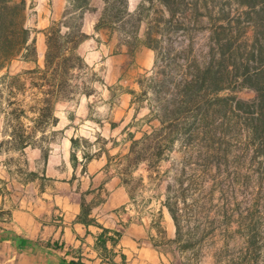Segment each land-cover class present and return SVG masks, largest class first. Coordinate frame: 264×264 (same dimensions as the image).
<instances>
[{"label":"trees","instance_id":"obj_1","mask_svg":"<svg viewBox=\"0 0 264 264\" xmlns=\"http://www.w3.org/2000/svg\"><path fill=\"white\" fill-rule=\"evenodd\" d=\"M103 1L96 31L117 32L120 46L127 45L131 51L143 44L156 53L152 75L139 81L144 89L141 98L150 101V129L138 139L131 134L132 158L127 173L131 166L146 163L162 177L161 164L170 160L177 148L185 153L198 149L199 154L215 157L225 144L229 147V136L244 138L243 148L264 165V0H142L134 12L129 9V0ZM92 2L68 0L61 19L44 30V67L15 74L10 71L0 78V99L5 88L9 89V106L14 107L4 111L11 130L9 140L1 142L0 152L4 146L21 152L40 148L47 161L53 138L63 132H51L60 121L56 116L58 103L71 102L78 95L91 97L95 93L92 82L105 83L79 51L90 38L84 22L86 13L95 9ZM28 8V0H0V72L10 70L16 59L38 62ZM28 82L37 89L39 98L26 108L17 96L27 91ZM246 89L256 93L253 99L239 96ZM25 119L32 123L30 130ZM170 172L168 169L165 174ZM36 175L31 172L30 177ZM173 191L170 183L165 205L176 225V238L171 243L184 253L193 246L184 242L181 198ZM91 213L92 206L83 201L78 221L96 223ZM241 223L239 256L222 258L216 264H259L264 245L254 241L248 219ZM121 236V231L104 228L97 244L107 249L108 241L116 244ZM56 245L46 244L48 248ZM64 261L85 264L81 255Z\"/></svg>","mask_w":264,"mask_h":264},{"label":"crops","instance_id":"obj_2","mask_svg":"<svg viewBox=\"0 0 264 264\" xmlns=\"http://www.w3.org/2000/svg\"><path fill=\"white\" fill-rule=\"evenodd\" d=\"M141 1L129 0L130 11L134 12ZM53 3L38 35V62H25L27 65H45V60L44 64L39 60L45 59L47 51L44 30L62 17L68 0ZM92 5L95 10L86 13L84 22V31L90 38L80 45L79 51L96 70L105 58H127L129 48L118 45L117 32L96 31L104 1L93 0ZM133 92L129 90L130 94L118 101L114 96L107 98L105 103L112 113L118 108L119 117L109 128L102 127L104 131L72 125L59 128V109L64 110V102L58 103L56 116L60 121L53 129L63 132L51 143L47 161L42 149H26L24 174L15 173L7 162L8 155L0 152V264H66L64 260L70 261L74 255H81L85 264H174L167 243L176 238V225L165 205V196H149L140 205L126 171L132 158L131 134L136 139L143 134L142 128L132 122L141 114L135 108ZM92 102L91 97L85 96L87 107ZM128 116V124L117 130ZM150 116L149 108L143 119L148 121ZM75 122V117H71L69 123ZM3 139L2 136L0 144ZM99 139L109 143L103 145ZM143 165L146 163L134 169ZM31 172L37 175L30 177ZM140 177L148 180L147 174ZM83 201L92 206L91 217L96 223L78 221ZM60 215L62 223L58 222ZM104 228L122 232L118 243L108 241L107 249L97 244ZM48 242L57 245L48 248Z\"/></svg>","mask_w":264,"mask_h":264},{"label":"rangeland","instance_id":"obj_3","mask_svg":"<svg viewBox=\"0 0 264 264\" xmlns=\"http://www.w3.org/2000/svg\"><path fill=\"white\" fill-rule=\"evenodd\" d=\"M28 3V26L34 30L33 37L37 45L39 33L43 30L44 18L54 8V3L53 0H28ZM144 32L145 26L141 37ZM117 35L119 45L120 36L118 33ZM145 47L143 44H138L132 51L128 47L129 53L125 59L105 58L104 64L95 70L105 83L92 82L95 90L94 95L91 96L93 102L87 107L84 104L85 96L78 95L73 101L62 103L64 110L59 109L62 116L59 128L72 125L78 129L104 131L102 127L109 128L112 121L119 117L118 108L112 113V108L105 103L107 98L114 96L116 101L122 100L124 95L130 94L129 90H134L135 94L132 95L137 101L135 108L138 107L141 114L138 120L133 119L132 122L142 128V133L150 129L147 119H143V114L149 111L150 101L141 98L144 89L139 81L145 76L152 75L156 53L150 48L144 50ZM39 60L44 64V58L39 57ZM33 66L16 59L12 62L10 70L6 68L0 72V78L10 71L15 74L34 68ZM4 91L3 98L0 99V138L4 137L2 142L9 140L11 130L4 111H11V108H14L9 106V100L12 98L9 89L5 88ZM36 94L37 89L28 82L27 91L20 92L17 101L23 102L24 107L29 108L38 100ZM255 95L256 93L249 89L239 92V96L245 100L253 99ZM71 117H75V123H69ZM129 119L130 116L124 123L120 122L117 130H122ZM24 122L30 130L31 121L25 119ZM53 130L55 129L51 132ZM51 132L48 134L51 135ZM60 135L61 133L58 132L53 142ZM226 140L229 142V147L225 144L215 157L199 154L198 149L185 153L184 149L177 148L172 153V158L161 164L162 177L155 169H149L147 164L139 167V170L131 166L132 170L128 177L140 205L149 200V196L164 195L166 200L170 183H173L175 194L181 198L179 206L184 226V242L193 247L182 253L180 246L174 243L168 245L165 242L172 254L174 264H183V262L216 264L222 258L239 256L243 244L241 222H246L247 219L254 230V241L264 245V165H260L259 160L253 158V152L249 153L247 148H243L241 140L244 141V138L229 136ZM98 142L103 145L109 143L108 140L102 141V139ZM9 148L11 147L4 146L2 149V152L8 155V164L15 173L24 174L26 150L21 152ZM168 169L171 172L165 174ZM142 174H147L148 180L141 179ZM178 180L184 183L180 184ZM200 247L202 249L198 252ZM259 264H264V252L259 257Z\"/></svg>","mask_w":264,"mask_h":264},{"label":"built area","instance_id":"obj_4","mask_svg":"<svg viewBox=\"0 0 264 264\" xmlns=\"http://www.w3.org/2000/svg\"><path fill=\"white\" fill-rule=\"evenodd\" d=\"M58 222L62 223V215H60ZM112 236H116V235L113 234Z\"/></svg>","mask_w":264,"mask_h":264}]
</instances>
